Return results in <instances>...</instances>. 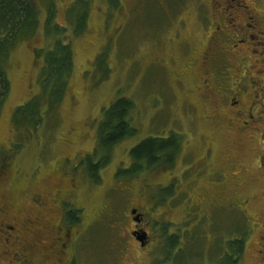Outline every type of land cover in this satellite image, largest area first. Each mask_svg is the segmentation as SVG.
I'll use <instances>...</instances> for the list:
<instances>
[{"label": "rangeland", "instance_id": "1", "mask_svg": "<svg viewBox=\"0 0 264 264\" xmlns=\"http://www.w3.org/2000/svg\"><path fill=\"white\" fill-rule=\"evenodd\" d=\"M39 1L44 4L39 30L13 46L5 64L10 91L0 107V203L25 220L38 215L31 209L35 196L74 191L76 205L69 200L65 210L83 214L74 226L79 264H221L230 255L229 243L242 237L237 264H262L264 186L254 149L262 146L264 93L256 99L253 90L257 83L264 89V36L242 46L245 54L229 57L230 42L215 31L216 24L229 28L230 21L213 17L214 9L196 10L197 0H50L52 6ZM59 6H72V17L66 19ZM257 9L264 18V5ZM234 10L221 9L227 15ZM84 13L81 26L76 16ZM259 25L264 31V21ZM60 41L71 48L73 68L62 100L51 108L47 101L55 102L62 90L49 62L52 56L64 61L56 46ZM246 72V86L254 84L242 101L246 108L258 105L251 110L257 123L239 133L222 92L231 89L232 76ZM36 96L43 97L40 121L30 120L31 108L24 119L15 118L14 112ZM119 98L134 103L129 124L136 135L105 157L100 129L104 113ZM172 136L182 147L172 168L117 177L132 165L130 151L137 144ZM246 161V173L234 168ZM199 169L204 177L196 175ZM216 172L230 177L225 188L213 185ZM222 193L224 199L212 201ZM132 207L149 211L165 227L155 231V245L146 250L128 237ZM42 215L43 229H31L39 237L61 212Z\"/></svg>", "mask_w": 264, "mask_h": 264}, {"label": "flooded vegetation", "instance_id": "2", "mask_svg": "<svg viewBox=\"0 0 264 264\" xmlns=\"http://www.w3.org/2000/svg\"><path fill=\"white\" fill-rule=\"evenodd\" d=\"M224 1L225 2L223 4L230 5L231 7L223 8L221 2L215 0H197L195 3L196 10L203 7L210 8L212 10L214 9L216 12L213 14V17H215L216 14H219V16L224 17L223 21H230L229 28H223L221 24H216L217 28L215 32L217 33L216 37L223 35L226 37V40L230 42V45H232H229L228 47L231 50L229 53L227 52L229 57H232V55L237 57L238 55L245 54L248 51L242 46L248 42L253 43L256 40H261L262 35L264 36V31L262 29L263 26L259 25V21H264V18L262 17L261 11L257 9L259 5H264V0H249L252 2L253 7H250L251 5H248L246 0ZM47 3L50 5L53 4V1L50 3V0H48ZM43 5L44 4L40 1L36 2V7L40 12V16L44 11ZM70 7L67 9H64L62 6L58 7L68 13V15L66 14V19L69 18L71 10L73 9V7L72 9ZM221 9H224V11H226V9L235 10L227 15L225 12H222ZM218 10L219 12L217 13ZM260 44L262 43L258 42L259 46H261ZM262 51H264V49ZM253 52L259 53L261 51L254 49ZM246 76L247 72L245 75H241L240 77L232 76L233 82L230 86L231 89L228 91L229 93L222 92L226 98L227 106L231 108V121L236 126V132L239 133L248 132L251 129L252 124L257 123V120L254 119L255 116L251 113V110H254L256 108L255 106L258 105L253 102L248 108H246L242 101L245 93L250 90L254 84L249 83V85L246 86ZM257 86L259 87L258 90H253L255 94L254 98L256 99L260 98L262 93H264V89L259 83L256 84L255 88H257ZM212 90L216 92V89ZM261 123H263V120H261ZM259 138L261 139L260 144L262 146H256L254 149L257 152V163L255 167L261 170L260 179L262 180V184L264 186V132ZM253 140L257 141V137H254ZM75 157L78 156L75 155L74 158ZM200 162L203 163L202 160H200ZM246 163L248 162H241L239 166L234 168H239L241 172L246 173L250 167V165ZM202 165H204V163ZM1 168L2 167H0V169ZM203 169L197 170L196 175L204 177V173L200 172ZM214 176H216V179L214 177L213 185H215L217 189L220 187L225 188L226 178L230 177L221 172H216ZM220 179L222 184L216 185ZM222 195H224V193L217 195L216 198L212 197V199H214L212 201H217L216 199H224V196L222 198L219 197ZM35 197L36 198H32L33 205L31 209L37 210L38 215L34 216V218L26 216L27 219L25 220V215H22L21 212L11 214V212H14L12 208H8L0 203V264H79L76 259L78 237L77 233L74 232V229H76L74 226L75 224L83 221V214H81L80 217L79 215L74 217L76 212L80 213L81 211H76L74 213L65 210V204L69 200H73L72 202L76 205L74 191L65 197L64 195H57L54 198L49 199H47L44 195H37ZM0 199L2 200V196ZM244 203L247 202H243V205ZM224 206L225 205L221 207ZM48 207L50 208L49 210ZM56 210L61 212L60 218L54 226L44 229V231H46L45 236L39 237L34 232H36L37 226H40V230L43 229L46 217L43 216L42 213L45 212V214H47L49 211L54 213ZM129 213L132 215L130 220L133 224L128 232L129 239L134 241L140 250H146L149 247H153V245H155L153 242L155 231H165V227L160 225V222L153 217V214L141 207H132ZM32 228L34 232H32ZM259 239L261 241L259 260L262 264H264V225L262 235ZM229 250H231L229 255L231 257V261H234V250L232 248ZM35 256H40L41 261L37 260ZM48 256H54V261L48 262Z\"/></svg>", "mask_w": 264, "mask_h": 264}, {"label": "trees", "instance_id": "3", "mask_svg": "<svg viewBox=\"0 0 264 264\" xmlns=\"http://www.w3.org/2000/svg\"><path fill=\"white\" fill-rule=\"evenodd\" d=\"M116 2H118V0H116ZM118 3L116 4L118 5ZM50 6H52V4ZM71 12L73 14L74 8ZM51 14H53V11H51ZM70 16L72 17V15ZM40 17V12L36 7V0H0V107L7 99L10 91V81L5 66L8 53L18 42L34 36L37 33L40 28ZM52 19L53 18L50 17L47 21H51ZM86 19L85 13L82 16H76V20L79 21V25L81 26H85ZM49 25L50 24H48V28L50 27ZM56 46L59 51L58 55L63 56L64 61L62 63H57L54 56H52L53 59L49 62L53 69L52 72L57 75L59 81L57 86L60 85L59 89L62 90L59 92V100L57 98L55 102L52 103L47 101L51 108L57 106L62 100L66 91L65 86L67 85L68 77L73 68L70 46L67 44L63 45L61 41L58 42ZM41 98L40 96H36L29 100L24 106L19 107L14 112L15 118L24 119L23 116L28 115L30 113L29 109L31 108L30 120H33L35 123L40 121L41 117H39V112L41 110L40 105L42 104ZM34 106H36L35 110L33 109ZM133 109L134 103L131 100L119 98L110 106V110L104 113L105 119L100 129L99 143L101 144L100 148L106 152L105 157L110 154L117 144L125 139L133 138L136 135V131L132 129L133 127L131 128L129 124L130 112ZM106 141L107 143L105 144ZM181 148L180 142L176 136H172L168 139L147 138L130 151L132 165L126 171L119 170L117 177H132L144 170L153 168H172L176 163V157L180 153ZM93 170H98V168H94ZM75 216L76 214H74V217ZM170 242L171 248H175L177 246L176 236H173ZM244 245L245 239L243 237L234 240L233 243H229V247L234 250V261H231L229 254L228 256L225 254L226 260L220 263L237 264L243 253Z\"/></svg>", "mask_w": 264, "mask_h": 264}]
</instances>
